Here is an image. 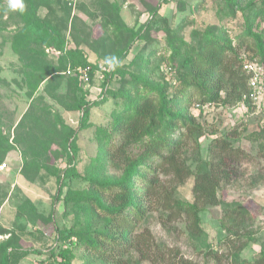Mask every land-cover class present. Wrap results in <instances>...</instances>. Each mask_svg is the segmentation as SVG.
<instances>
[{
	"label": "trees",
	"instance_id": "1",
	"mask_svg": "<svg viewBox=\"0 0 264 264\" xmlns=\"http://www.w3.org/2000/svg\"><path fill=\"white\" fill-rule=\"evenodd\" d=\"M223 1L227 16H235L238 10L242 16V29L235 39L224 28L211 24L191 32L198 33L197 42L188 41L182 37L183 23H180L166 29L162 54L152 58L154 52L140 53L127 64H121L133 41L143 38V32L147 34L151 28L148 21L136 34L130 32L125 48L116 49L106 60L111 70L104 73L99 100H88L83 83L76 76L67 75L68 91L76 96L67 106L81 111V116L78 126L62 125L58 132L66 162L53 171L57 180L54 199L62 201L64 215L72 213V216L71 224L56 228L54 242L47 249L50 264H142L143 261L198 264L156 242L149 225L156 210L163 218V226L168 228L181 222L188 235L202 239L205 232L201 212L221 203V185L238 178L242 159L250 155L233 144L232 139L239 134L237 126H233L212 138L206 158L199 160L194 168L184 159L189 139L195 133H204L192 109L201 114L207 104L234 106L243 102L249 106L250 89L244 63L264 64V0ZM23 4L24 11L17 10L23 23L12 36L11 47L14 52L31 58L33 64L27 79L30 90L35 91L47 76L62 79L65 74L59 72L66 68L67 58L76 49L62 51L57 64L52 65L44 59L42 49L29 48L32 42H44L63 50L67 41L58 25L66 28L67 17L55 16V22L45 18L48 14L39 16L43 4L53 12L42 0H23ZM158 7L151 12L152 17ZM158 22L157 28L160 18ZM70 59L74 64L88 63L81 55L77 60ZM163 61L167 63L164 68L167 73L160 70ZM96 68L95 64L91 66L92 70ZM173 70L172 81L167 79V74ZM116 76L119 84L110 86L111 78ZM108 99L117 106L109 122L96 130V155L81 171L78 133L88 125L91 105ZM34 122L43 126L41 119L35 118ZM215 132V129L210 131L212 135ZM247 137L260 140L257 153L264 157V127ZM10 148L8 140L1 136L0 151ZM189 177H193L191 199L177 196L178 186ZM261 180V176H255L250 183L255 185ZM253 220V214L240 202L223 209L220 226L225 232L223 241L231 264H264V242L253 260L241 256L246 245L257 242L251 228ZM75 248L81 252L77 262L73 261ZM11 250L2 248L0 264H10ZM201 252L204 256L211 255L216 264L227 256L210 246Z\"/></svg>",
	"mask_w": 264,
	"mask_h": 264
},
{
	"label": "rangeland",
	"instance_id": "2",
	"mask_svg": "<svg viewBox=\"0 0 264 264\" xmlns=\"http://www.w3.org/2000/svg\"><path fill=\"white\" fill-rule=\"evenodd\" d=\"M51 6L52 11L43 4L38 10L39 16L54 20L67 17V27L58 25L67 42V51L76 49L72 57L67 58V65L75 66L72 59L82 56L88 66L97 65L90 71V84H82L88 92V100H99L104 80V73L111 70L106 60L113 52L123 49L128 43L130 32L136 34L142 24L150 22L151 28L143 38H136L125 53L121 64H127L137 54H162L165 50L166 29L183 23L182 37L197 42L193 30H201L211 24L224 28L229 36L236 37L242 29L240 10L235 16H227L223 0H42ZM158 7L152 17L151 12ZM50 10V11H49ZM118 15V17H117ZM158 18H160V27ZM53 21V22H54ZM112 21L115 22L112 24ZM19 12L8 8V0L0 1V139L6 138L11 145L9 150L0 151L1 163L7 167L0 170V259L2 248L11 250L10 264H50L48 247L52 245L56 228L71 224L70 213L64 215L62 201H55L57 180L53 171L65 166V156L58 132L62 125L75 128L78 126L81 111L67 106L76 96L68 91L67 75L62 79L47 76L35 91L28 86L32 60L13 51L12 36L22 26ZM44 37V35H43ZM235 39V38H234ZM40 42L41 39H39ZM32 42L29 48H39L44 52V59L52 65L57 64L59 55L51 48L54 45ZM80 51V52H79ZM166 61L160 65L165 73ZM30 65V66H29ZM86 65V66H87ZM164 69V71L162 70ZM102 73L100 78L95 75ZM61 70L59 73H63ZM174 70L167 74L173 81ZM92 80V81H91ZM110 86H117L119 78L112 77ZM109 84L107 86H109ZM74 97V98H73ZM116 104L108 99L106 102L91 105L88 125L81 129L77 137L79 147L78 169L94 157L98 142L96 130L106 125ZM241 104L234 106L211 105L200 114L197 109L192 113L202 124L204 133L189 139L184 149V159L189 167L205 159L207 147L214 138L220 136L233 126L239 134L233 138V144L242 147L250 155L243 158L238 178L222 184L219 189L221 203L201 212V226L205 232L202 239L187 234L181 222L163 226V218L154 210L150 222L151 233L156 242L163 243L171 252H177L184 258L198 264H216L211 255L201 252L210 246L220 255H227L224 244V230L220 226L223 209L234 203H242L254 216L251 228L257 242L249 243L241 251V256L253 260L260 243L264 242V157L258 156V144L247 135L258 132L264 127V118L257 113L244 115ZM27 114L24 117V114ZM248 113V111H247ZM41 119L43 126H38L34 119ZM44 127V128H43ZM245 128V129H244ZM215 129V134L210 133ZM112 172L113 170H109ZM261 176L262 180L251 185L250 180ZM193 177L178 186L177 196L191 199ZM65 191V187H63ZM163 216V215H162ZM162 220V221H161ZM67 246L68 243H66ZM63 246V245H62ZM41 251L36 253L34 251ZM74 262L80 258L79 248H75ZM142 264H150L143 261ZM220 264H231L228 255L221 258Z\"/></svg>",
	"mask_w": 264,
	"mask_h": 264
},
{
	"label": "built area",
	"instance_id": "3",
	"mask_svg": "<svg viewBox=\"0 0 264 264\" xmlns=\"http://www.w3.org/2000/svg\"><path fill=\"white\" fill-rule=\"evenodd\" d=\"M51 50L57 55H60L62 51L65 52L67 50V45L63 50L55 48H51ZM243 68L248 75L250 105H245L243 102L238 104H241L243 110H245L244 115H254L257 113L261 118H264V64L248 61L244 63ZM90 71H92V69L88 65H67L63 73L65 75L76 76L83 84L88 85L90 84ZM95 75H98L100 78L102 77V73L97 70H95ZM211 105L214 104H207L206 107ZM5 167H7L6 163L0 164V170H3Z\"/></svg>",
	"mask_w": 264,
	"mask_h": 264
},
{
	"label": "clouds",
	"instance_id": "4",
	"mask_svg": "<svg viewBox=\"0 0 264 264\" xmlns=\"http://www.w3.org/2000/svg\"><path fill=\"white\" fill-rule=\"evenodd\" d=\"M8 8L13 11L19 10L20 12H23V0H8Z\"/></svg>",
	"mask_w": 264,
	"mask_h": 264
}]
</instances>
